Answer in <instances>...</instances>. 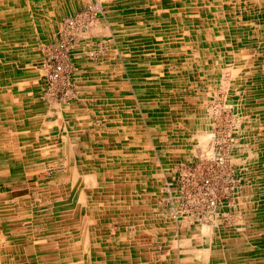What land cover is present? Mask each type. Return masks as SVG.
<instances>
[{"label":"rangeland","instance_id":"obj_1","mask_svg":"<svg viewBox=\"0 0 264 264\" xmlns=\"http://www.w3.org/2000/svg\"><path fill=\"white\" fill-rule=\"evenodd\" d=\"M10 3L0 7V61L12 64L0 67L10 85L0 88V130L16 139H0V264L55 252L82 264H264V54L240 48L237 71L206 69L199 85L195 72L174 93L155 74L163 62L171 69L181 54L171 37L195 17L171 11L170 0ZM234 7L264 10L258 0ZM201 108L209 122L198 132ZM16 147L24 156L43 148L29 172L11 160Z\"/></svg>","mask_w":264,"mask_h":264},{"label":"bare ground","instance_id":"obj_2","mask_svg":"<svg viewBox=\"0 0 264 264\" xmlns=\"http://www.w3.org/2000/svg\"><path fill=\"white\" fill-rule=\"evenodd\" d=\"M31 0H0V7H4L6 3L11 2L13 3H18L20 5L26 4L27 2H29ZM196 1V0H195ZM260 2V4L262 6H264V0H258ZM161 2V1H160ZM211 2V0H210ZM240 0H238V3H236V0H216V2H211L210 6H207L206 8L199 6V4H195L194 0H170V5L169 8L171 9V11H175L177 12L178 10H181V14L185 15L184 19H186L187 15L188 17L194 18L192 21H189L192 23L191 28H189V30L185 33H183V35H181L180 33L178 34H174L171 37V41L169 42L168 46L171 49H175V50H179V53H177V56H174V60H172V65L170 66L171 69L169 68V66L167 67L165 62L163 67L165 69H168L169 73H170V77H166L167 81L165 80L166 78L164 77V74H166L167 71L162 69V73L160 71H156L158 73L155 74V78L158 80L159 78V82L166 83L169 82V86H173L175 88V92L178 85H189L190 83H188L187 81H189L191 79V76L193 77H197L198 78V74L195 72H199L201 75H203L201 77L200 80L196 79V82L199 83H203V84H207V80L203 79L205 77H207L206 73L209 72H205L204 70H213L215 69V67H219V69L221 70V72L225 75L226 73L223 71L224 69L226 70L225 67H227L228 70H233L237 71L238 67H240L239 65H242V61H243V57L240 56V52L239 49L240 48H246V47H255L256 52H259L261 54H264V10L261 11L259 13L258 12H250V13H238V8H235V4L237 6V4H239ZM10 3V4H11ZM57 3V2H56ZM201 3V2H200ZM244 3V2H243ZM14 4V5H16ZM167 4V3H166ZM17 6V5H16ZM180 6V7H179ZM183 6V9H182ZM96 8V7H95ZM264 8V7H263ZM215 9V10H214ZM8 10V9H7ZM6 11V10H5ZM162 11V10H160ZM15 12V11H14ZM229 13V17L226 16V13ZM8 13V12H7ZM14 14V13H13ZM19 14V13H18ZM22 14V13H21ZM95 14V13H94ZM205 14V18L203 19V15ZM5 15V14H4ZM173 16L176 15L172 13ZM6 16V15H5ZM9 16V15H8ZM26 16V15H25ZM200 16V17H199ZM4 17V16H3ZM23 17V16H22ZM85 17V16H84ZM201 18L199 20V18ZM176 18V17H175ZM12 19V18H11ZM225 19H230L232 21V25H227L224 24ZM189 20V19H188ZM204 20V22H202ZM9 21V20H8ZM11 21V20H10ZM177 21H179L178 19H174V22L177 23ZM218 21L220 22V25L218 24ZM34 23V22H33ZM243 23V24H242ZM177 25V24H176ZM230 26V27H227ZM246 26V27H245ZM28 29V28H27ZM178 27L174 26L173 30L177 31ZM190 29H195L196 32L192 33L190 31ZM13 31V30H12ZM190 31V32H189ZM193 34V35H192ZM25 37V36H24ZM181 37L179 40L177 38ZM1 39V37H0ZM258 39V40H257ZM5 42V46H7L8 50H12L13 48V37L9 36L8 40L5 37L4 39ZM254 40V41H252ZM7 43V44H6ZM164 43V42H163ZM167 44V43H166ZM162 46L159 47V53L161 55V59L167 60L168 58H164V56L166 55L163 51V49H161ZM8 52V51H7ZM155 52V51H154ZM158 53V54H159ZM8 56V55H7ZM184 56V57H182ZM3 59V58H2ZM1 60V59H0ZM4 60V59H3ZM225 60L229 61L228 65H225ZM5 65V64H4ZM2 65L1 61H0V67H4L6 68L7 72L9 70H11V65L12 64H6V67ZM169 65V64H168ZM250 68L251 71V67ZM9 69V70H8ZM246 69V68H245ZM181 70H185L187 77L185 79V74H181ZM216 70V69H215ZM227 70V71H228ZM1 71V70H0ZM178 72V74L175 73ZM217 71V70H216ZM231 75V78L235 79L236 82H239L240 85L242 84V81L239 77L237 72H234ZM231 72V71H230ZM26 73V72H25ZM180 73V74H179ZM146 74H148V72L144 73L142 70V74L141 76L143 77H148ZM24 75V74H22ZM182 75L184 80L179 79L178 80V76ZM173 76V79H171ZM224 77V76H223ZM4 78V77H3ZM24 78V77H23ZM22 78V79H23ZM188 78V79H187ZM228 78V77H227ZM226 78V79H227ZM203 79V80H202ZM210 79V78H209ZM218 79V78H217ZM225 79V77L223 79L220 80V85L222 86H227L228 87V81ZM8 80L3 81L0 84V88H5L9 83L7 82ZM19 81V80H17ZM210 81V80H209ZM252 84L254 83V80H251ZM16 82V81H15ZM22 82V81H21ZM175 82V83H174ZM214 82V81H213ZM238 84L234 83V88H236L237 86H240ZM202 84V85H203ZM260 86H264L263 84H259L256 83ZM156 85V84H155ZM186 85V86H187ZM201 85V84H200ZM10 86V85H8ZM207 86V85H206ZM172 87V88H173ZM179 89V88H178ZM21 90V89H20ZM264 90V89H263ZM1 91V89H0ZM7 92H9L8 90H6ZM224 91V90H223ZM245 91V90H244ZM13 92V91H12ZM236 90L235 89H230V93L231 94H236L235 93ZM223 93V92H222ZM181 94V93H180ZM264 95V91L261 93ZM9 95V94H7ZM9 97V96H8ZM251 99V98H250ZM225 100V99H224ZM9 101V100H8ZM162 101V100H161ZM264 101V98H263ZM7 104V103H5ZM11 104V103H10ZM10 107V106H8ZM162 107L163 105L160 103L157 108L160 110V113L158 116H163V113H161L162 111ZM199 108V107H198ZM23 109V108H22ZM165 109V108H164ZM163 109V110H164ZM201 113H200V117H198L199 119L195 120L194 122H192V125L194 126L195 130L199 132V129H203L205 127L208 126V122H209V114L208 112L201 108ZM200 111V110H199ZM164 112V111H163ZM35 113V112H34ZM42 113V112H41ZM165 113V112H164ZM11 114V113H10ZM27 114V113H26ZM193 114V113H192ZM1 115V114H0ZM52 115V114H51ZM19 116V114H18ZM15 118V117H14ZM2 120V119H1ZM31 120H34V117L31 116ZM44 122V121H43ZM49 122V121H48ZM47 122V123H48ZM53 122V121H50ZM20 123V122H18ZM22 123V122H21ZM26 123V122H25ZM55 123V122H54ZM42 124V123H41ZM1 125V123H0ZM48 125V124H47ZM50 125V124H49ZM46 126L44 128V132H48L47 127ZM18 127V126H17ZM34 127V126H32ZM6 129V128H5ZM28 130V129H27ZM5 131V130H4ZM2 129L0 130V139L2 137H4L5 139L8 140H12L15 141L16 136H12L10 134H6ZM69 131V130H68ZM100 131V130H99ZM20 132V131H19ZM28 132V131H27ZM35 133V132H34ZM91 133V132H90ZM205 133V132H204ZM57 134V133H56ZM74 134V133H73ZM16 135V134H15ZM21 136V135H20ZM80 136V135H79ZM19 137V136H18ZM54 137V136H53ZM50 137V138H53ZM50 138H47V140H49ZM77 138V137H76ZM26 139V138H25ZM75 139V137H74ZM66 140V139H65ZM72 140V139H71ZM206 140V139H205ZM7 141V140H6ZM93 141V140H92ZM18 142V141H17ZM15 142V143H17ZM68 142V141H67ZM67 142H64V145H67ZM19 143V142H18ZM22 143V142H21ZM37 143H39V140H37ZM48 143V141H47ZM46 143V144H47ZM205 143V142H204ZM87 144V143H86ZM135 144V143H134ZM42 145V144H41ZM81 145V144H80ZM131 145V144H130ZM15 146V145H14ZM61 146V145H60ZM32 147V146H31ZM46 147V146H45ZM0 148H3L2 143L0 142ZM20 148V146H19ZM65 151L68 153V151H71L68 147ZM88 148V147H87ZM95 148V147H94ZM5 150V146L3 148ZM18 148L16 147V150ZM79 149V148H78ZM92 149V148H89ZM103 149V148H102ZM21 150V149H20ZM43 150L42 147L39 148H35L31 150V152L28 151L27 156L22 155L20 153L19 150L15 151L11 156V160L16 163L17 165H25V167L28 169V172L30 170H32V162H35L37 160L38 157V153H40ZM98 150V149H97ZM211 150V149H210ZM1 152V151H0ZM12 152V150H11ZM88 152V151H87ZM95 152V151H94ZM97 152V151H96ZM99 152V151H98ZM100 152H103L100 150ZM4 153V152H3ZM73 153V152H72ZM25 154V153H23ZM70 154V153H68ZM98 154V153H97ZM127 154V153H126ZM209 154V153H208ZM2 154L0 153V156ZM132 155V153L130 154V156ZM7 156V155H5ZM71 160V156H69ZM1 159V158H0ZM3 159V158H2ZM6 159V158H5ZM9 160V161H11ZM83 160V159H82ZM129 160V159H128ZM89 162V161H88ZM95 162V161H94ZM118 162V161H117ZM92 163V162H91ZM99 163V162H98ZM54 164V163H53ZM95 164V163H94ZM129 163H126V165H128ZM3 165H5V162L3 163ZM123 167V163L121 164ZM8 166V165H7ZM95 166V165H94ZM9 167V166H8ZM13 167V166H12ZM15 167V166H14ZM86 167V166H85ZM125 169V166L123 167ZM5 169V168H4ZM7 169V168H6ZM74 175L77 173V169L74 166ZM106 169V167H105ZM1 172H5L3 169H1ZM99 170V169H98ZM95 171V170H94ZM28 172L25 174V176H30L32 177V175L28 174ZM79 172V171H78ZM73 173V172H72ZM70 174V173H69ZM83 174V173H82ZM76 176V175H75ZM85 179L86 176L82 175ZM89 176V175H88ZM91 177L93 176L90 175ZM8 177V176H7ZM88 177V178H91ZM94 178V177H92ZM6 180V179H5ZM4 180V181H5ZM74 181V179H73ZM74 184V183H73ZM80 187V186H79ZM91 187V186H90ZM74 188V186H73ZM78 192V191H76ZM45 193V192H44ZM73 193V192H72ZM10 194V193H9ZM23 196V195H22ZM18 197V196H17ZM21 197V196H20ZM29 197V196H28ZM13 198V197H12ZM120 198V197H119ZM20 199V198H19ZM11 200V199H10ZM30 201V200H29ZM22 202V201H21ZM22 206V205H21ZM24 207V206H23ZM1 208V206H0ZM27 210V209H26ZM1 211V210H0ZM19 211V210H18ZM28 211V210H27ZM5 212V211H4ZM7 212V211H6ZM10 212V211H9ZM41 212V211H40ZM11 213V212H10ZM75 213V212H74ZM7 214V213H6ZM38 214V213H37ZM24 215V214H23ZM74 218V217H73ZM41 220V218H40ZM22 221V220H21ZM43 221V220H42ZM54 221V220H53ZM32 223L34 221H31ZM10 224V223H9ZM40 224V223H39ZM78 224V223H77ZM6 226V225H5ZM11 226V225H10ZM34 226V225H33ZM207 227V226H205ZM204 227V229H205ZM20 228V227H19ZM22 229V228H21ZM27 229V228H26ZM37 229V228H36ZM210 229V228H209ZM4 230V229H3ZM16 230V229H14ZM206 230V229H205ZM8 232V231H7ZM4 233V232H3ZM15 233V231H14ZM27 234V233H26ZM41 234V233H40ZM39 234V235H40ZM58 234V233H57ZM207 234V233H205ZM17 235V234H16ZM192 236L190 237L191 241L195 242L197 240V242L199 241L197 239L196 236H194V234H191ZM34 237V236H33ZM6 238V237H5ZM25 239V238H24ZM203 240V239H202ZM9 241V240H8ZM34 241V240H33ZM204 241V240H203ZM63 242V241H61ZM206 242V241H205ZM5 243V242H4ZM40 243V242H39ZM42 243V242H41ZM66 243V242H65ZM65 243L62 245L64 246ZM3 244V243H2ZM14 245V244H13ZM18 246V245H17ZM34 246V245H33ZM32 246V247H33ZM76 246V245H75ZM8 247V246H7ZM25 247V246H24ZM30 247V246H29ZM15 248V247H14ZM27 248V247H26ZM42 248V247H41ZM40 248V249H41ZM44 248V247H43ZM47 248V247H46ZM22 249V248H21ZM28 249V248H27ZM31 249V248H30ZM71 249V248H70ZM76 249V248H75ZM78 249V248H77ZM81 249V248H80ZM115 249V248H114ZM0 250H3L0 248ZM25 250V249H24ZM66 250V249H65ZM30 251V250H29ZM31 251H33L31 249ZM15 252V251H14ZM19 252V251H18ZM204 251L202 250V248L199 249V251H196V253H198L199 258H201L203 260L204 258ZM55 253H57L56 255H54ZM55 253H50V257L49 259L46 258L44 261H40L39 264H82V262L84 260H73V258H69L66 255H62L59 254L58 252ZM64 253V252H63ZM12 254V253H11ZM21 255V254H20ZM37 256V255H36ZM4 257V256H3ZM23 257V256H22ZM44 258V257H43ZM121 258V256H120ZM10 259V258H9ZM18 259V258H17ZM38 261V262H39ZM90 261V260H89ZM106 261V262H105ZM109 260H104L102 261L105 263H108ZM264 261V258H263ZM93 262V261H92ZM111 262V261H110ZM2 263V262H1ZM36 264V263H35ZM132 264V263H131ZM141 264V263H140ZM143 264V263H142Z\"/></svg>","mask_w":264,"mask_h":264}]
</instances>
